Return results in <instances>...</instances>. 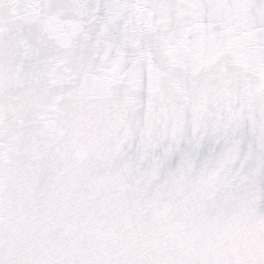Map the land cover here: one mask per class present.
<instances>
[{
    "label": "snow or ice",
    "instance_id": "snow-or-ice-1",
    "mask_svg": "<svg viewBox=\"0 0 264 264\" xmlns=\"http://www.w3.org/2000/svg\"><path fill=\"white\" fill-rule=\"evenodd\" d=\"M0 264H264V0H0Z\"/></svg>",
    "mask_w": 264,
    "mask_h": 264
}]
</instances>
